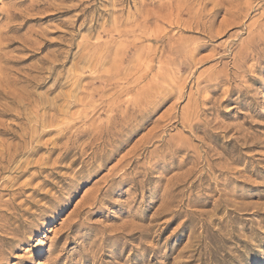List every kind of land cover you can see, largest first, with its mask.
Segmentation results:
<instances>
[{
    "label": "rangeland",
    "instance_id": "obj_1",
    "mask_svg": "<svg viewBox=\"0 0 264 264\" xmlns=\"http://www.w3.org/2000/svg\"><path fill=\"white\" fill-rule=\"evenodd\" d=\"M1 98L0 264H264V0H0Z\"/></svg>",
    "mask_w": 264,
    "mask_h": 264
},
{
    "label": "bare ground",
    "instance_id": "obj_2",
    "mask_svg": "<svg viewBox=\"0 0 264 264\" xmlns=\"http://www.w3.org/2000/svg\"><path fill=\"white\" fill-rule=\"evenodd\" d=\"M152 4H153V3H152ZM169 5H170V4H169ZM175 8H176V7H175ZM170 9H171V8H170ZM200 11H202V10H200ZM157 12H158V11H157ZM198 12H199V11H198ZM155 13H156V12H155ZM174 15H175V14H174ZM200 16H201V15H200ZM199 18H200V17H199ZM173 19H174V18H173ZM179 23H180V22H179ZM192 23H193V22H192ZM175 24H176V23H175ZM198 25H199V24H198ZM201 25H202V24H201ZM177 26H178V24H177ZM186 26H187V25H186ZM189 26H190V24H189ZM189 26H188V27H189ZM204 26H205V25H204ZM204 26H203V28H204ZM175 27H176V26H175ZM200 27H201V26H200ZM165 34H166V33H165ZM161 40H162V39H161ZM161 40H160V41H161ZM23 80H24V79H23ZM1 81H2V80H1ZM24 81H25V80H24ZM14 83H15V81H14ZM2 89H3V88H2ZM4 92H5V91H4ZM4 92H3V93H4ZM1 93H2V92H1ZM6 94H7V93H6ZM26 95H28V94H26ZM26 95L21 96V97H25ZM1 96L3 97L4 95H1ZM7 96H8V94H7ZM7 96H6V97H7ZM9 96H10V95H9ZM29 96H30V95H29ZM4 97H5V96H4ZM26 97H27V96H26ZM30 97H31V96H30ZM19 98H20V97H19ZM27 98H29V97H27ZM27 98H26V100H27ZM6 99H7V98H6ZM9 99H11V97H10ZM9 99L6 100L8 105H9V103H8V100H9ZM32 99H33V98H32ZM0 100H2V98H1ZM4 100H5V99H4ZM4 100H3V102H4ZM23 100H25V99L23 98ZM23 100L21 99V101H23ZM26 100H25V103L27 102ZM42 100H43V99H42ZM42 100H41V102H42ZM28 101H30V100H28ZM35 101H36V100H35ZM12 102H13V100H12ZM39 102H40V101H39ZM5 103H6V102H5ZM10 103H11V102H10ZM14 103H15V102H14ZM19 103H20V102H19ZM45 103H46V102H45ZM11 104H12V103H11ZM20 104H21V103H20ZM20 104H19V105H20ZM40 104H41V103H40ZM42 104H44V103L42 102ZM47 104H48V103H47ZM49 104H50V102H49ZM0 105H1V102H0ZM19 105L17 104L18 107H19ZM32 105H33V104H32ZM10 106H11V105H10ZM17 106H16V108H17ZM23 106H25V105H23ZM13 107H14V105H13L12 107H9V108H10V111H11V108H12L13 111L15 110V109H13ZM37 107H38L37 105H34L35 110H32V109L30 110V108H28V110H30V112L27 114L29 117H30V116H33L34 118H36V120L38 119ZM48 107L50 108V106H48ZM3 108H4V107H3ZM6 108H7V107H6ZM23 108H24V107H23ZM26 108H27V107H26ZM44 108H45V107H44ZM63 108H64V107H63ZM0 110H1V109H0ZM5 110H6V109H5ZM22 110H24V109H22ZM7 111H8V110H7ZM7 111H6V112H7ZM10 111H9V112H10ZM20 111H21V110H20ZM20 111H19V112H20ZM39 111H41V110H39ZM0 112H1V114H2L3 111H0ZM11 112H12V111H11ZM14 113H16V112H14ZM22 113H23V111H22ZM112 113H113V112H112ZM112 113H111V114H112ZM124 113H127V112H124ZM1 114H0V115H1ZM3 114H4V113H3ZM5 114H6V113H5ZM61 114H62V112H61ZM17 115H18V114H17ZM23 115H24V114H23ZM135 115H136V114H135ZM135 115H134V116H135ZM2 116H4V115H2ZM9 116H10V115H9ZM12 116H13V113H12ZM21 116H22V114H21ZM39 116H40V114H39ZM44 116H45V115H44ZM48 117H49V115H48ZM120 117H121V116H120ZM132 117H133V116H132ZM132 117H131V118H132ZM13 118H14V116H13ZM19 118H20V117H19ZM25 118L27 119L28 117H25ZM30 118H31V117H30ZM129 118H130V115H129ZM21 120H23V119L21 118ZM36 120H35V121H36ZM108 120H109V119H108ZM112 120H113V118H112ZM116 120H117V119H116ZM118 120H119V119H118ZM118 120H117V121H118ZM122 120L126 121L125 119H122ZM122 120H121V121H122ZM128 120H129V119H128ZM18 121H19V120H18ZM24 121H25V120H24ZM24 121H23V122H24ZM119 121H120V120H119ZM1 122H2V121H1ZM122 122H123V121H122ZM16 123H17V122H16ZM27 123H28V122H27ZM29 123H30V122H29ZM29 123H28V125H29ZM31 123H32V122H31ZM37 123H38V122H37ZM41 123H42V122H41ZM44 123H45V122H44ZM64 123H65V122H64ZM21 124H22V123H20V125H21ZM112 124H113V122H112ZM116 124H117V123H116ZM127 124H128V122H127ZM127 124H126V126H127ZM4 125H5V124H4ZM9 125H10V124H9ZM28 125H27V126H28ZM31 125H32V124H31ZM39 125H40V124H39ZM44 125H45V124H44ZM66 125H67V123H66ZM114 125H115V123H114ZM121 125H122V124H121ZM128 125H129V124H128ZM5 126H7V125H5ZM33 126H37V125H33ZM101 126H102V125H101ZM105 126H106V125H105ZM112 126H113V125H112ZM24 127H26V126H24ZM24 127H23V128H24ZM44 127H45V126H44ZM46 127H47V125H46ZM89 127H90V126H89ZM132 127H133V126H132ZM2 128H3V127H2ZM29 128H30V126H29ZM29 128H28V129H29ZM31 128H32V127H31ZM37 128H38V127H37ZM70 128H71V127H70ZM110 128H111V127H110ZM115 128H116V127H115ZM0 129H1V128H0ZM39 129H40V127H39ZM42 129H44V128H42ZM42 129H41V130H42ZM63 129H64V127H63ZM116 129H117V128H116ZM116 129H115V130H116ZM119 129H121V128H119ZM119 129H118V130H119ZM17 130H18V129H17ZM20 130L22 131L21 127H20ZM41 130H40V131H41ZM89 130H90V129H89ZM113 130H114V129H113ZM118 130H117V131H118ZM15 131H16V130H15ZM15 131H14V132H15ZM33 131H34V130H33ZM37 131H38V129H37L35 132L37 133ZM64 131H65V130H64ZM64 131H63V132H64ZM78 131H79V130H78ZM90 131H91V130H90ZM104 131H105V130H104ZM108 131H109V129H108ZM111 131H112V130H110V132H111ZM8 132H9V131H8ZM14 132H13V133H14ZM16 132H17V131H16ZM16 132H15V133H16ZM23 132H24V131H23ZM28 132H31V131L28 130ZM35 132H33V133H35ZM38 132H39V131H38ZM42 132H43V131H42ZM0 133H1V132H0ZM33 133H32V135H33ZM36 133H35V134H36ZM61 133H62V132H61ZM105 133H107V130H106ZM119 133H120V132H119ZM2 134H3V133H2ZM17 134H19V133L17 132ZM22 134H23V133H22ZM24 134H25V132H24ZM37 134H38V133H37ZM85 134H86V133H85ZM92 134H93V133H92ZM107 134H108V133H107ZM115 134H116V133H115ZM117 134H118V133H117ZM20 135H21V134H20ZM86 135H87V134H86ZM88 135H89V134H88ZM10 136H11V135H10ZM24 136H25V135H24ZM28 136H30V138L32 137L30 133H29ZM84 136H85V135H84ZM12 137H13V136H12ZM87 137H88V136H87ZM101 137H102V136H101ZM101 137H100V138H101ZM103 137L105 138L104 135H103ZM109 137H110V136H109ZM111 137H112V136H111ZM14 138H15V137H14ZM30 138H29V140H30ZM32 138H33V137H32ZM79 138H80V137H79ZM92 138H93V137H92ZM92 138H91V139H92ZM94 138H96V136H94ZM97 138H98V137H97ZM16 139H17V138H16ZM26 139H27V138H26ZM26 139H24L23 141H25ZM29 140H28V141H29ZM76 140H77V138H76ZM23 141H22V142H23ZM77 141H78V140H77ZM77 141H76V142H77ZM17 142H18V143H21V142H19L18 140H17ZM29 142H30V141H29ZM71 142H72V141H71ZM104 143H105V142H104ZM14 144H15V146L17 145V143H14ZM25 144H26V143H25ZM33 144L35 145L36 142L33 143ZM18 145H19V144H18ZM34 145H33V146H34ZM22 146H25V145H22ZM71 146H72V148H73V145H72V144H71ZM27 147H29V146H27ZM67 147H68V146H67ZM22 148H23V147H22ZM33 148H34V147H33ZM63 148H64V144H63ZM72 148H71V149H72ZM5 149H6V148H5ZM14 149H15V148H14ZM25 149H26V148H25ZM31 149H32V148H31ZM69 149H70V148H69ZM69 149H68V150H69ZM68 150H67V151H68ZM102 150H103V149H102ZM11 151H12V150H11ZM30 151H31V150H30ZM30 151H29V152H30ZM32 151H33V150H32ZM32 151H31V152H32ZM67 151H66V152H67ZM93 151H96V150H93ZM20 152H21V151H20ZM31 152H30V154H31ZM13 153H14V152H13ZM27 153H28V152H27ZM93 153H95V152H93ZM7 154H8V153H7ZM7 154H6V157H7ZM22 154H23V153H22ZM22 154H20V155H22ZM63 154H64V153H63ZM91 154H92V153H91ZM25 155H26V154H25ZM92 155H93V154H92ZM96 155H97V154H95V156H96ZM98 156H99V155H98ZM16 157H17V156H16ZM20 157H21V156H20ZM62 157H63V156H62ZM92 157H93V156H92ZM21 158H22V157H21ZM21 158H20V159H21ZM95 158H96V157H95ZM14 159H15V158H14ZM20 159H19V160H20ZM19 160H18V161H19ZM13 161H14V160H13ZM18 161H17V163H15V164H18ZM27 162H28V161H27ZM21 163H22V162H21ZM21 163H20V164H21ZM12 164H13V163H12ZM18 165H19V164H18ZM14 166H15V165H14ZM14 166H13V167H14ZM24 166L26 167V165H24ZM24 166H23V167H24ZM11 167H12V166H11ZM0 168H1V167H0ZM4 168H5V167H4ZM18 168H19V167H18ZM15 169H17V168H15ZM5 170H6V168H5ZM27 170H29V169H27ZM0 171H1V169H0ZM7 171H8V170H7ZM17 171H18V170H17ZM18 174H21V173H18ZM0 175H1V174H0ZM21 175H22V174H21ZM95 198H96V197H95ZM93 201H94V200H93Z\"/></svg>",
    "mask_w": 264,
    "mask_h": 264
}]
</instances>
